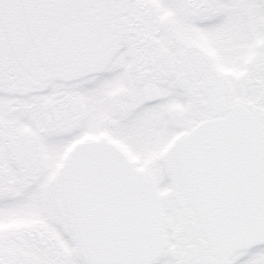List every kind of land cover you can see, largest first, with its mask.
<instances>
[{
    "label": "snow or ice",
    "instance_id": "obj_1",
    "mask_svg": "<svg viewBox=\"0 0 264 264\" xmlns=\"http://www.w3.org/2000/svg\"><path fill=\"white\" fill-rule=\"evenodd\" d=\"M0 264H264V0H0Z\"/></svg>",
    "mask_w": 264,
    "mask_h": 264
}]
</instances>
